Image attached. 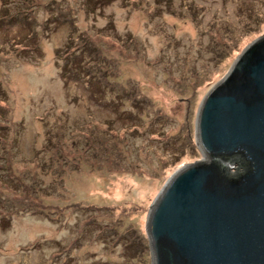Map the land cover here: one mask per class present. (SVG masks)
Segmentation results:
<instances>
[{"label": "rangeland", "instance_id": "obj_1", "mask_svg": "<svg viewBox=\"0 0 264 264\" xmlns=\"http://www.w3.org/2000/svg\"><path fill=\"white\" fill-rule=\"evenodd\" d=\"M263 33L264 0H0V264H151L147 208Z\"/></svg>", "mask_w": 264, "mask_h": 264}, {"label": "water", "instance_id": "obj_2", "mask_svg": "<svg viewBox=\"0 0 264 264\" xmlns=\"http://www.w3.org/2000/svg\"><path fill=\"white\" fill-rule=\"evenodd\" d=\"M193 144L147 208L151 264H264V33L200 101Z\"/></svg>", "mask_w": 264, "mask_h": 264}, {"label": "trees", "instance_id": "obj_3", "mask_svg": "<svg viewBox=\"0 0 264 264\" xmlns=\"http://www.w3.org/2000/svg\"><path fill=\"white\" fill-rule=\"evenodd\" d=\"M79 70H80V66L77 65V66L75 67V73H78ZM92 86H93V84H92ZM94 88H98V87H94ZM85 91L88 92L87 89H86Z\"/></svg>", "mask_w": 264, "mask_h": 264}]
</instances>
